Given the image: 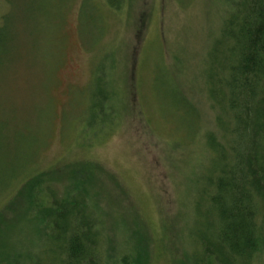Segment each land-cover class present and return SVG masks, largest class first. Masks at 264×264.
I'll return each instance as SVG.
<instances>
[{"label":"rangeland","instance_id":"374dc122","mask_svg":"<svg viewBox=\"0 0 264 264\" xmlns=\"http://www.w3.org/2000/svg\"><path fill=\"white\" fill-rule=\"evenodd\" d=\"M227 8L226 0H129L115 13L105 0H0V191L10 159L25 174L86 160L103 168L97 181L110 218L137 214L156 239L167 234L184 251V203L194 176L210 171L205 129L194 134L199 118L184 100L195 103L206 86V53ZM107 50L117 75L127 68L126 104L113 129L88 137L93 69ZM68 173H56L61 188Z\"/></svg>","mask_w":264,"mask_h":264},{"label":"trees","instance_id":"16d2710c","mask_svg":"<svg viewBox=\"0 0 264 264\" xmlns=\"http://www.w3.org/2000/svg\"><path fill=\"white\" fill-rule=\"evenodd\" d=\"M128 1L105 0L115 13ZM226 4L206 53V86L194 95L195 103L184 100V107L190 105L201 120L194 121L192 130L200 135L205 129V155L210 156L209 173L194 176L184 203V225L177 231L186 243L184 251L178 253L173 241L166 243L167 234L162 242L156 239L137 214L110 218L111 205L101 202L104 182L97 181L103 168L96 164L81 160L25 174L12 170L10 159L0 191L10 195L0 207V264H154L158 259L166 264H262L264 0ZM99 13L97 8L100 31ZM138 20L141 24V16ZM114 57L115 51H104L93 69L88 137L113 129L126 104L119 85L127 80V68L117 75ZM203 93L211 113L205 128ZM57 172H69L62 188L54 180ZM15 181L17 188L12 187ZM170 227L165 224L166 233Z\"/></svg>","mask_w":264,"mask_h":264}]
</instances>
